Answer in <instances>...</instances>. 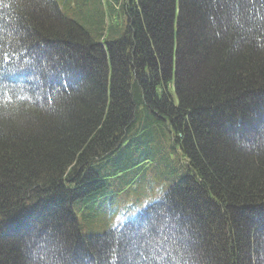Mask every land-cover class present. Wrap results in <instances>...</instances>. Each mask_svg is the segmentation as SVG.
<instances>
[{"label": "trees", "instance_id": "16d2710c", "mask_svg": "<svg viewBox=\"0 0 264 264\" xmlns=\"http://www.w3.org/2000/svg\"><path fill=\"white\" fill-rule=\"evenodd\" d=\"M72 1L0 0V264H264V0ZM165 137L168 204L92 233Z\"/></svg>", "mask_w": 264, "mask_h": 264}, {"label": "rangeland", "instance_id": "374dc122", "mask_svg": "<svg viewBox=\"0 0 264 264\" xmlns=\"http://www.w3.org/2000/svg\"><path fill=\"white\" fill-rule=\"evenodd\" d=\"M60 6L62 7L63 10H65V7L67 6L68 8H70V4L73 2L71 0H56ZM71 9H74L73 6H71ZM78 16H83L84 15V12H78L77 13ZM176 16L179 17V9L177 10V13H176ZM177 27V26H176ZM177 30V28H176ZM199 28L196 29V31L198 32ZM198 43V38L196 36H194V43H193V46H195V44ZM175 44H174V49H173V54L176 52V48H175ZM176 91V90H175ZM177 93V91H176ZM222 123V126H227L226 123ZM221 126V127H222ZM242 127H240L241 129ZM248 134H252L251 132L247 131ZM94 147H97L94 146ZM168 153V160H167V165H164L163 166V174H162V177H158L157 178V186L158 187H163V186H169L171 185L172 183H175L177 181H179L180 179V174H181V163H180V159L174 154L173 150L171 148H169L167 151H164V153ZM157 162H161L158 158L156 159ZM162 163V162H161ZM155 186V185H154ZM152 186L151 189H149V193H151L152 195L155 194V191H156V186L154 187ZM166 189V187L164 188ZM148 200H145L143 202V204H146ZM93 222V229L97 226L100 225V222L98 221H94L92 220ZM90 227V225H88ZM87 230H91L90 228H87ZM22 231H27L25 228H22V227H18V228H13L11 229L10 231L8 230L6 232L5 235H8V237L6 236V239L5 241H11L10 243L15 245L16 242H19V238L18 236L20 235L19 233L22 232Z\"/></svg>", "mask_w": 264, "mask_h": 264}]
</instances>
